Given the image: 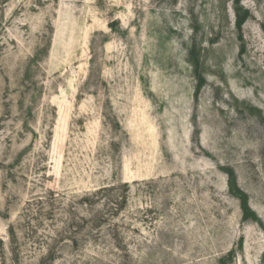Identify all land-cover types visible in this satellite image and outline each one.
I'll return each mask as SVG.
<instances>
[{
    "label": "rangeland",
    "instance_id": "374dc122",
    "mask_svg": "<svg viewBox=\"0 0 264 264\" xmlns=\"http://www.w3.org/2000/svg\"><path fill=\"white\" fill-rule=\"evenodd\" d=\"M0 264H264V0H0Z\"/></svg>",
    "mask_w": 264,
    "mask_h": 264
}]
</instances>
